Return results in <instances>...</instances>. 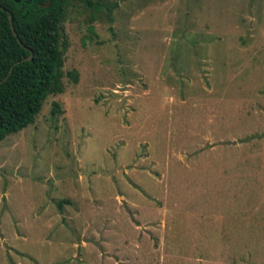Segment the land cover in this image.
<instances>
[{"label": "rangeland", "instance_id": "374dc122", "mask_svg": "<svg viewBox=\"0 0 264 264\" xmlns=\"http://www.w3.org/2000/svg\"><path fill=\"white\" fill-rule=\"evenodd\" d=\"M99 1L0 141V264H264V0Z\"/></svg>", "mask_w": 264, "mask_h": 264}, {"label": "trees", "instance_id": "16d2710c", "mask_svg": "<svg viewBox=\"0 0 264 264\" xmlns=\"http://www.w3.org/2000/svg\"><path fill=\"white\" fill-rule=\"evenodd\" d=\"M49 1L41 7L46 0H0L6 9L0 8V141L34 122L46 97L63 92L65 75L78 81L76 70L64 72L62 68L67 9L74 2L92 11H100L103 5L99 0ZM114 6H107L109 13ZM7 10L12 13L16 33ZM30 53L32 57L24 60ZM57 111L54 102L52 113Z\"/></svg>", "mask_w": 264, "mask_h": 264}, {"label": "crops", "instance_id": "0c3cea01", "mask_svg": "<svg viewBox=\"0 0 264 264\" xmlns=\"http://www.w3.org/2000/svg\"><path fill=\"white\" fill-rule=\"evenodd\" d=\"M82 244H85L84 242H82ZM81 243H78V246L80 245L81 247H83L84 245H82ZM106 253V252H105ZM100 256V255H99ZM98 256V257H99ZM108 256V255H107ZM129 256L130 257H132V255L129 253ZM108 257H111V258H113L114 259V261L115 262H117V264H119L121 261H122V263L121 264H130V261L131 260H128L127 258H122V257H120L118 254H116V255H114V254H111V255H109ZM108 257H106V258H108ZM139 257V256H138ZM100 258V257H99ZM106 258H104V259H106ZM101 259V258H100ZM104 259H101L102 260V263H100V264H103V261H104ZM64 261H66V260H64ZM63 262V261H62ZM59 263H61V262H58V263H56V264H59Z\"/></svg>", "mask_w": 264, "mask_h": 264}, {"label": "water", "instance_id": "95a60500", "mask_svg": "<svg viewBox=\"0 0 264 264\" xmlns=\"http://www.w3.org/2000/svg\"><path fill=\"white\" fill-rule=\"evenodd\" d=\"M49 3H50V1H49V0H46V2L43 3V4H40V6H41V7H46V6L49 5ZM0 8L6 10V9H5L3 6H1V5H0ZM7 11H8V10H7ZM8 18H9L10 26H11L13 32L16 33V32H15V29H14V27H13V17H12V13H11L10 11H8ZM18 41H20V40L18 39ZM31 57H32V53H30L29 56H27L26 58H24V60H29ZM10 70H11V69H10ZM9 73H10V72H9ZM9 73H8V74H9ZM5 78H6V77H5Z\"/></svg>", "mask_w": 264, "mask_h": 264}]
</instances>
